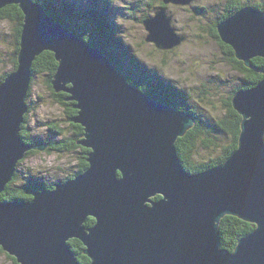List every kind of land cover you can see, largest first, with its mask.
<instances>
[{"label":"water","instance_id":"water-1","mask_svg":"<svg viewBox=\"0 0 264 264\" xmlns=\"http://www.w3.org/2000/svg\"><path fill=\"white\" fill-rule=\"evenodd\" d=\"M188 4L193 0H164ZM24 13L18 67L0 82V194L32 149L20 133L30 111L32 65L44 51L58 61L54 90L67 92L84 128L89 167L31 200L0 199V246L19 264H81L69 240L83 242L90 264H264V78L233 97L242 115L238 147L221 165L190 173L176 141L195 123L185 110L133 84L96 45L33 0H0ZM144 21L147 41L171 50L186 39L166 8ZM221 40L252 67L264 57V11L246 5L218 25ZM161 195L160 199H154ZM256 225L234 251L221 247L220 221ZM92 216L96 222L85 225Z\"/></svg>","mask_w":264,"mask_h":264},{"label":"rangeland","instance_id":"rangeland-1","mask_svg":"<svg viewBox=\"0 0 264 264\" xmlns=\"http://www.w3.org/2000/svg\"><path fill=\"white\" fill-rule=\"evenodd\" d=\"M54 1L47 0L46 3L53 2L50 4L51 9L54 8L60 14L69 13L75 22L73 24L81 25L90 21V10L96 0H70L76 2L77 8L69 12L63 2L55 4ZM104 1H109L107 5L110 12L107 16L117 40L121 39L123 44V49L118 45L116 47L119 59L134 77L148 81V75L158 73L205 120L213 121L225 114L227 106L224 100L239 86L243 77L231 66L220 41L211 35L212 26L225 12L227 0H193L188 4L170 2L167 11L173 14L175 31L185 34L186 39L169 51H163L155 43L147 41L149 30L143 22L147 19L145 17L156 16L155 11L160 8L159 0ZM76 11L79 16L75 15ZM97 19L101 20L102 17ZM117 40L114 42L117 43ZM15 42L16 24L12 21L0 22V80L5 72L12 71ZM110 42L113 43V39L107 41ZM131 56L135 58L136 64L132 62ZM140 63L143 65L140 66ZM28 103V133L37 143L48 140L49 147L50 140L60 141L62 136L52 131L58 129L56 126L63 130L64 137L73 136L75 129L68 118L67 108L53 97L44 75L34 77ZM48 147L45 150L32 149L35 153L21 159L19 173L22 183L31 178L29 182L32 184L53 183L54 188L55 183L64 182L69 175L75 174L80 163L79 150L59 151L53 147L49 150ZM211 151L200 147V154L195 157L202 159L201 155L207 156ZM12 257L7 251L0 252V264H17Z\"/></svg>","mask_w":264,"mask_h":264},{"label":"trees","instance_id":"trees-1","mask_svg":"<svg viewBox=\"0 0 264 264\" xmlns=\"http://www.w3.org/2000/svg\"><path fill=\"white\" fill-rule=\"evenodd\" d=\"M33 1H37L38 3L42 4L46 10L48 9L47 11L50 14L54 15V17L59 22L64 24L66 28L69 29L71 32H74L80 37L84 38L90 45H96L100 47L105 52V54L111 59L112 63L126 75L130 82H132L133 84L153 96L155 99L176 106L177 108L185 110L186 112L193 115V117L196 119L194 126L188 129L185 135L179 137L176 142L178 155L181 159L182 165L188 172L198 173L221 165L238 147L243 117L234 108L232 100L238 90L242 88H253L264 78V57H254L251 60L253 66H246L243 61L239 60L235 56L233 48L221 40L218 25L220 22L226 20L228 17H230L246 5H251L258 10L264 11V0H250L247 2H243L242 0H227L224 9L225 12L218 18V20L211 28V35L218 39L222 44L224 54L226 55L228 61H230L231 66L235 70L243 74V77L241 79L242 82L239 84V86L234 88L230 96L226 98V100H224L225 106H227L225 114L221 118L213 121L205 120L204 118L199 116V113L191 107L190 102H187L184 97H179L176 91L172 89L173 87L168 85V83H166L163 77L160 76L158 73L148 75V81L140 80L139 78L134 77L132 71L129 70L128 67L121 62V60L119 59V53L116 50L117 45L120 48L123 44L121 42V39L117 40L115 36L116 32L113 29V25H111L112 23L110 22L109 16H107L108 12H110V7L107 5L109 1L103 0L102 2L101 0H96L94 7L92 8V10H90V21L87 20V22H84L81 25L73 24L75 22L68 15L69 13L65 12L60 14L57 13L54 8L51 9L50 4H52L53 2L48 4V2L46 3L47 0ZM159 1V7H164L168 10L169 3L166 4L164 0ZM54 2L55 4H60L61 2H63L68 12L75 11L77 8L76 2L70 0H55ZM168 14L173 15L171 12H168ZM75 15L79 16L77 11ZM99 16L102 17L101 20L97 19V17ZM66 17H68L69 20H67ZM145 18L143 20H145ZM2 21H12L16 24L15 51L13 53L12 58V71H14L18 67V53L20 50V40L24 23V13L17 4L7 5L0 9V22ZM92 36H94V38ZM110 39H113V43H107V41H110ZM115 39L117 40V43L114 42ZM113 44L114 47H112ZM121 49L123 48L121 47ZM55 59L56 57L53 52H42L34 60L32 65L33 81L34 77L37 75L45 76L48 87L52 91L53 97L66 106L67 113L69 116L68 118L71 121L72 118L76 116L78 111L72 107L73 102L67 100V98H69V94L67 92L57 93L52 86V79L58 67V61L57 59ZM131 60L133 63H135V58H132V56ZM141 65L143 64L140 63V66ZM12 71L5 72L4 75H2L0 82L4 80ZM32 84L29 90V96L31 93ZM28 114L29 113H27L25 116V122L22 124L20 135L25 142L38 144L35 140L31 138L30 134L28 133ZM71 124L74 123H72L71 121ZM52 126L55 127L54 125ZM56 127L58 129H53L52 131L56 134H59L60 137L62 136L61 140H50V148L48 147V149L50 150L51 147H53L59 151L71 152H77L79 150V153L82 155L80 157V163L77 164V171L75 172V174L69 175L67 178L71 179L76 177V175L86 171L89 166V163L86 160V154L88 153L89 149L82 147L81 144H79V141L83 139L84 128L81 125H76V127L74 128L75 130L73 136L64 137L63 130L59 129L58 126ZM44 142H48V140H45ZM200 147L213 151H211V153H209L207 156L201 155L202 159H196L195 156L200 154ZM33 153H35V151L30 150L26 153V156ZM20 163L21 161L17 165V170L15 175L12 177V180L6 185V188L0 194V199H2L3 201L17 199L31 200L33 197V191L38 190L40 188L39 186L43 188H53V183H38L39 185L37 183L32 184L29 182L31 178H29L28 180L26 179V181H23L22 183L21 175L19 173ZM160 198L161 195H157L154 197V199ZM95 222L96 219L94 217H89L85 225L87 227H91L95 224ZM219 227L221 233V247L223 249L234 251L239 241L246 237L248 234H250L256 228V225L234 215H225L221 219ZM69 244L72 250L76 252L78 260L81 264L91 263L90 258L84 253L85 246L81 240L73 238L69 240ZM0 252H4L1 246ZM12 259L17 263V260L14 257H12Z\"/></svg>","mask_w":264,"mask_h":264},{"label":"flooded vegetation","instance_id":"flooded-vegetation-1","mask_svg":"<svg viewBox=\"0 0 264 264\" xmlns=\"http://www.w3.org/2000/svg\"><path fill=\"white\" fill-rule=\"evenodd\" d=\"M76 125L78 126L79 124L78 123H74L73 124V127L75 128L76 127ZM83 147V146H82ZM82 155H80V157H81Z\"/></svg>","mask_w":264,"mask_h":264},{"label":"bare ground","instance_id":"bare-ground-1","mask_svg":"<svg viewBox=\"0 0 264 264\" xmlns=\"http://www.w3.org/2000/svg\"><path fill=\"white\" fill-rule=\"evenodd\" d=\"M37 2V1H36ZM48 10V9H47ZM179 46V45H178ZM258 57V56H257ZM56 60V59H55ZM193 116V115H192ZM194 125V124H193ZM179 139V138H178ZM90 151V150H89ZM88 154V153H87ZM86 154V155H87ZM87 160V159H86ZM89 167V166H88ZM50 189H52L51 187H50ZM17 200H20V199H17ZM90 217H92V216H90Z\"/></svg>","mask_w":264,"mask_h":264}]
</instances>
